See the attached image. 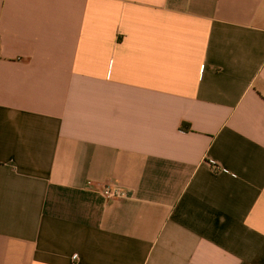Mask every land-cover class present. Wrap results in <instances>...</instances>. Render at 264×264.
Instances as JSON below:
<instances>
[{"label": "crops", "instance_id": "0c3cea01", "mask_svg": "<svg viewBox=\"0 0 264 264\" xmlns=\"http://www.w3.org/2000/svg\"><path fill=\"white\" fill-rule=\"evenodd\" d=\"M0 264H264V0H0Z\"/></svg>", "mask_w": 264, "mask_h": 264}, {"label": "built area", "instance_id": "2783aa9c", "mask_svg": "<svg viewBox=\"0 0 264 264\" xmlns=\"http://www.w3.org/2000/svg\"><path fill=\"white\" fill-rule=\"evenodd\" d=\"M102 195L106 199H115V198H124L125 197V192L122 187L113 185V184H108L104 186L101 190Z\"/></svg>", "mask_w": 264, "mask_h": 264}]
</instances>
